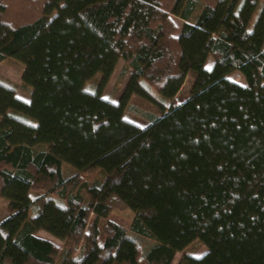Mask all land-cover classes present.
I'll return each instance as SVG.
<instances>
[{
  "label": "trees",
  "instance_id": "16d2710c",
  "mask_svg": "<svg viewBox=\"0 0 264 264\" xmlns=\"http://www.w3.org/2000/svg\"><path fill=\"white\" fill-rule=\"evenodd\" d=\"M16 5L0 0V63L23 65L30 99L0 80V264H264V0ZM120 60L132 74L114 103ZM94 171L103 182L80 177ZM117 206L128 229L108 220ZM196 240L201 257L184 253Z\"/></svg>",
  "mask_w": 264,
  "mask_h": 264
},
{
  "label": "rangeland",
  "instance_id": "374dc122",
  "mask_svg": "<svg viewBox=\"0 0 264 264\" xmlns=\"http://www.w3.org/2000/svg\"><path fill=\"white\" fill-rule=\"evenodd\" d=\"M17 0H12L13 6L16 5ZM21 1V0H20ZM257 10L256 13L254 14L252 21H255L257 17ZM175 25L176 27L180 28L182 22L178 19H175ZM213 64V60L210 58L206 64L207 68H211ZM22 70H23V65L20 64L17 60L15 59H6L3 62L0 63V80L6 82L7 84L12 85L16 89V94L19 98L29 101L30 99V88L23 85L22 83ZM132 74V70L128 67L127 63H125L123 60H120L116 66V69L114 73L112 74L108 84L106 85L102 96L104 99L110 100L114 103L118 102V99L125 88L130 75ZM230 79L241 84L245 85V80L243 76L236 72L230 76ZM192 84H193V79L192 77H188L183 84L181 90L179 91L178 95L175 97L174 102L176 104H179L187 99L191 93L192 89ZM96 85V81H90L88 83V88L90 90H94ZM132 103L139 108L149 111L153 114H158V109L150 104L149 102L140 99L138 97H133L132 98ZM124 117L133 122L136 123L140 126H145L148 124V121L145 119L131 113V112H126L124 114ZM1 119V117H0ZM65 170V175L66 176H71L74 175L75 172L73 171L72 168L68 167L67 165L64 168ZM85 181H88L89 183L92 182H103L104 176L102 173L99 171H94V172H89V173H83L81 176ZM45 195V193L42 190H35L32 192V197L35 200L39 198L40 196ZM49 196V195H47ZM59 201V200H57ZM37 203L35 201L34 206L31 211V215L35 214L36 208H37ZM9 215V211L7 209V201L5 199H0V222L5 219ZM132 214L129 210L125 209L124 207L117 206L116 209H114L110 215L108 216V220L113 221L126 229L129 228L130 221H131ZM104 226V221L101 223V227ZM38 236L42 238H46L50 241H52L58 249L65 250L67 248V244L59 240L52 235L44 232V231H39L37 233ZM144 243V242H143ZM206 252V247L198 240L194 241L191 243L187 249L184 251V253H187L189 255L195 256V257H201L204 253ZM183 256L182 253H178L173 261L172 264H178L179 261L181 260Z\"/></svg>",
  "mask_w": 264,
  "mask_h": 264
}]
</instances>
